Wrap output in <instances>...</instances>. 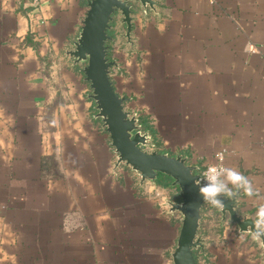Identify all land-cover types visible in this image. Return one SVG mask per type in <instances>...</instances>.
Masks as SVG:
<instances>
[{"label":"crops","instance_id":"obj_1","mask_svg":"<svg viewBox=\"0 0 264 264\" xmlns=\"http://www.w3.org/2000/svg\"><path fill=\"white\" fill-rule=\"evenodd\" d=\"M88 1L0 0V264H173L182 215L168 200L178 190L116 165L84 64L68 54ZM156 1L136 9L131 41L116 20L115 88L151 125V150L200 172L225 149L224 166L259 189L238 198L239 213L255 219L264 0ZM199 234L198 264H264L261 243L211 205Z\"/></svg>","mask_w":264,"mask_h":264},{"label":"water","instance_id":"obj_2","mask_svg":"<svg viewBox=\"0 0 264 264\" xmlns=\"http://www.w3.org/2000/svg\"><path fill=\"white\" fill-rule=\"evenodd\" d=\"M156 0H89L74 48L68 54L76 63H83V72L91 88L90 97L95 102L96 116L102 121L110 136V145L117 154L116 165L124 163L139 173L141 182H156L160 175L171 179L170 185L178 190V200H168L171 211H179L182 222L176 247L172 253L173 264H197L194 250L204 247L199 234L202 210L205 205L199 194L197 167L188 163L183 155H170L150 149L152 137L143 129L135 113L126 108L127 97L119 94L111 78L116 60L109 58L108 31L119 13L126 25V38L131 41L134 14L140 6L154 9ZM224 198L225 207L219 209L225 219L237 225L240 233L254 229L253 218L238 211V198ZM264 249V246H262ZM264 255V251H263Z\"/></svg>","mask_w":264,"mask_h":264},{"label":"clouds","instance_id":"obj_3","mask_svg":"<svg viewBox=\"0 0 264 264\" xmlns=\"http://www.w3.org/2000/svg\"><path fill=\"white\" fill-rule=\"evenodd\" d=\"M220 159L223 160L222 155ZM205 180L206 183L198 188L199 194L203 201L217 209H224V198L234 199L241 192L250 199L260 196L259 189L254 187L252 180L232 167L209 166ZM253 224L254 229L250 227L252 239L264 246V203L258 206Z\"/></svg>","mask_w":264,"mask_h":264},{"label":"trees","instance_id":"obj_4","mask_svg":"<svg viewBox=\"0 0 264 264\" xmlns=\"http://www.w3.org/2000/svg\"><path fill=\"white\" fill-rule=\"evenodd\" d=\"M116 24H117V21H113L112 28L108 31L109 35L112 37V39L109 40L108 43H107L108 47H109V57L111 59H113V51H112V49H113L114 43H115V41H116V39L118 38V35H119L118 32H117V29L115 28ZM143 124H144V126H143L144 130L147 129V130H151L152 131L151 125L145 119H143ZM160 177H163V179H164V180L161 179L160 183L162 185H164V186H168L170 179L167 178L166 176H163V175H160ZM200 250H201L200 248H197V249L194 250V256L196 258L197 264L199 262L200 257L203 256V253L200 252Z\"/></svg>","mask_w":264,"mask_h":264},{"label":"built area","instance_id":"obj_5","mask_svg":"<svg viewBox=\"0 0 264 264\" xmlns=\"http://www.w3.org/2000/svg\"><path fill=\"white\" fill-rule=\"evenodd\" d=\"M37 1V0H36ZM247 50L248 51H251V52H255L257 51V47L253 44H249L247 46ZM219 154V155H218ZM223 156V160L220 159V156ZM225 155H226V150L223 149L221 151H219L217 154H216V157L214 159V161L209 164L206 168H204L203 170H201L199 173H198V177H197V183L200 184V186H202L203 184L206 183V180H205V173L207 172V169L209 166H212V165H215L217 167H221V166H224V161H225Z\"/></svg>","mask_w":264,"mask_h":264},{"label":"flooded vegetation","instance_id":"obj_6","mask_svg":"<svg viewBox=\"0 0 264 264\" xmlns=\"http://www.w3.org/2000/svg\"><path fill=\"white\" fill-rule=\"evenodd\" d=\"M117 18H120V21H121V23H122V17H121V15L119 14V13H117L116 14V16H115V21L117 20ZM125 25V24H124ZM125 27H126V25H125ZM115 50V47H113V49H112V51H114ZM110 58V57H109ZM111 59V58H110ZM111 60H114V59H111ZM115 67V66H114ZM113 69V68H112ZM111 72H112V70H111Z\"/></svg>","mask_w":264,"mask_h":264},{"label":"rangeland","instance_id":"obj_7","mask_svg":"<svg viewBox=\"0 0 264 264\" xmlns=\"http://www.w3.org/2000/svg\"><path fill=\"white\" fill-rule=\"evenodd\" d=\"M118 45H116V47H117Z\"/></svg>","mask_w":264,"mask_h":264}]
</instances>
